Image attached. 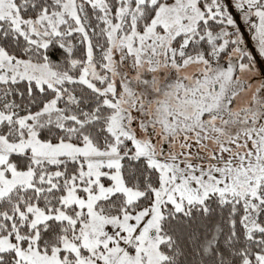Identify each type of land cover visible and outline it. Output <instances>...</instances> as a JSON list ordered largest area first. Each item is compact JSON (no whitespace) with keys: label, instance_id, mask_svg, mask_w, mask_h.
I'll list each match as a JSON object with an SVG mask.
<instances>
[{"label":"snow or ice","instance_id":"6c2138e0","mask_svg":"<svg viewBox=\"0 0 264 264\" xmlns=\"http://www.w3.org/2000/svg\"><path fill=\"white\" fill-rule=\"evenodd\" d=\"M0 264H264V0H0Z\"/></svg>","mask_w":264,"mask_h":264}]
</instances>
